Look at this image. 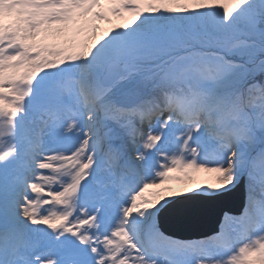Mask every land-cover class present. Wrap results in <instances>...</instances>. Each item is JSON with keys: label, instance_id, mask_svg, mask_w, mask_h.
Returning <instances> with one entry per match:
<instances>
[{"label": "snow or ice", "instance_id": "snow-or-ice-1", "mask_svg": "<svg viewBox=\"0 0 264 264\" xmlns=\"http://www.w3.org/2000/svg\"><path fill=\"white\" fill-rule=\"evenodd\" d=\"M223 2L0 0V264H264V0ZM104 4L131 23L76 44ZM44 135L74 142L41 156ZM173 169L217 182L143 195ZM238 188L211 234L162 225Z\"/></svg>", "mask_w": 264, "mask_h": 264}, {"label": "rangeland", "instance_id": "rangeland-1", "mask_svg": "<svg viewBox=\"0 0 264 264\" xmlns=\"http://www.w3.org/2000/svg\"><path fill=\"white\" fill-rule=\"evenodd\" d=\"M224 6H227L229 8H234V4H232L230 2V0H224V2L222 4L214 5L212 8V11L215 14L219 15V13L216 9L222 10ZM101 7L105 11V15H106L107 19H105V20H92L91 21L92 23L98 25V28H97L98 34L106 32L109 29L115 28L116 25H118V24H123V23L124 24L125 23L130 24L132 21L133 17L127 11H125L122 16H117V15L112 14L111 12L108 11L109 5L104 4ZM123 20H125V22H123ZM89 25L87 27V33L85 34V36L87 37V39H86L87 42H91V39H92L90 31H89ZM68 102H69V99H66L63 102V104L66 108L69 107L67 105ZM28 135L29 136L33 135L31 130H29ZM40 139L42 140L41 147H42V149H44L42 151V154H40L42 156L52 155L53 153L50 151L51 149L71 147L72 143L74 142L73 138H69L63 142H58L53 137L48 136V135H44V136L40 137ZM141 142H143V141H141ZM169 144L166 143L164 145L165 149H168ZM73 150H74V148H73ZM133 155H135V154H133ZM155 155L156 154H154V156ZM152 162L156 163L155 160H153ZM142 173L144 176L151 174L150 171H148V170H144ZM54 174H55L54 170H43L40 173H35L34 178H36L38 183L46 185L47 183H49L48 178L53 176ZM168 175H169V179L164 181L159 187L150 186L149 188H147L148 190H150V192H149L150 194L148 196L149 199H155L157 193H162L165 191L166 192H179V191H181L183 189V188L181 189V187H183L184 185L179 186L180 182L190 180L196 184L195 187H197L198 185H206V184H210V183L214 184L217 182V180H216L217 173H215L213 171L202 170V169L201 170H187V175H185L184 171L172 170L169 172ZM172 184L174 185V187ZM186 190H184V191H186ZM152 192L154 193V195L151 194ZM53 205H55V204H53ZM201 236L202 235H199L198 238Z\"/></svg>", "mask_w": 264, "mask_h": 264}, {"label": "water", "instance_id": "water-1", "mask_svg": "<svg viewBox=\"0 0 264 264\" xmlns=\"http://www.w3.org/2000/svg\"><path fill=\"white\" fill-rule=\"evenodd\" d=\"M242 200H243V192L241 188H238L235 192H233L230 196H227L225 198H222L220 200L206 203V202H201V203H206V206L210 207L212 210L206 213H203L201 215H198L196 217H192L189 219H186L182 222H177L178 226H187L185 228H194L195 226H204L208 227L207 230H214L219 222L220 216H221V211L224 210H231L232 208L235 207L237 203V207L235 209H239V207L242 205ZM235 204V205H233ZM234 206V207H233ZM173 210L174 212V218L176 219L175 216V211L172 208H169L167 210ZM177 220V219H176ZM164 224V223H163ZM194 226V227H192ZM188 231H176L173 233L179 234V235H186Z\"/></svg>", "mask_w": 264, "mask_h": 264}, {"label": "bare ground", "instance_id": "bare-ground-1", "mask_svg": "<svg viewBox=\"0 0 264 264\" xmlns=\"http://www.w3.org/2000/svg\"><path fill=\"white\" fill-rule=\"evenodd\" d=\"M87 27H88L87 25H83V29H84V30L82 31L83 34H86V33H87ZM86 39H87L86 36L82 37V39H80V40L76 37V38H75V43H76V44L83 43V42L86 41ZM86 42H87V41H86ZM57 43H59V44H64L65 41H64V39H60V40L57 41ZM69 103H70V106H72L74 102L70 99V102H69ZM141 143H142V142H141ZM162 148L164 149V151H166V152L169 153L168 149H165V147H163V146H162ZM40 154H42V151L40 152ZM41 156H42V155H41ZM157 167H158V166H157ZM173 170H175V169H173ZM149 192H150V190L145 189L143 195H144L145 197H148L149 194H150ZM151 194L154 195L153 192H152ZM42 195H43V194H42ZM43 199H44L45 201L48 200V198H47L46 195L43 196ZM138 203H139V198H138ZM36 210H37L38 212H41V213L56 212V211H58V210H61V206H56V205H53V204L43 203V204L39 205V206L37 207Z\"/></svg>", "mask_w": 264, "mask_h": 264}, {"label": "trees", "instance_id": "trees-1", "mask_svg": "<svg viewBox=\"0 0 264 264\" xmlns=\"http://www.w3.org/2000/svg\"><path fill=\"white\" fill-rule=\"evenodd\" d=\"M219 15L222 17V15H223V9L222 10H219Z\"/></svg>", "mask_w": 264, "mask_h": 264}]
</instances>
